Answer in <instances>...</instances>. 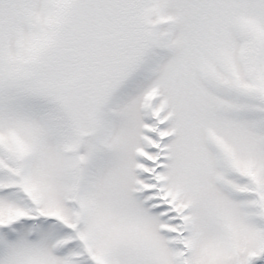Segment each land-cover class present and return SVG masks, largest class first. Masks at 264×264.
<instances>
[{"label": "snow or ice", "instance_id": "6c2138e0", "mask_svg": "<svg viewBox=\"0 0 264 264\" xmlns=\"http://www.w3.org/2000/svg\"><path fill=\"white\" fill-rule=\"evenodd\" d=\"M0 264H264V0H0Z\"/></svg>", "mask_w": 264, "mask_h": 264}]
</instances>
